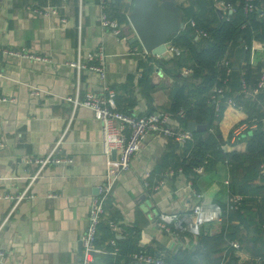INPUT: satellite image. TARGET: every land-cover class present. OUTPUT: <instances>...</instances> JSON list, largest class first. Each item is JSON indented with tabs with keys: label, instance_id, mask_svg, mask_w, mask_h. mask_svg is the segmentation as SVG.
<instances>
[{
	"label": "crops",
	"instance_id": "crops-1",
	"mask_svg": "<svg viewBox=\"0 0 264 264\" xmlns=\"http://www.w3.org/2000/svg\"><path fill=\"white\" fill-rule=\"evenodd\" d=\"M124 1L129 19L136 0ZM63 2L0 0V196L25 190L34 194L16 207L14 200L0 198V264H82L81 237L88 225L92 199L107 171V158L102 145L101 122L93 110L82 106L73 112L72 105L62 96L74 93L78 87L81 96L88 90L102 93L113 90L121 110L145 115L158 110L170 112L176 88L182 83L167 62L169 52L149 53L165 58L163 64L156 57L144 55L146 51L140 40L131 41L136 32L130 20L121 24L122 35H116L100 23V0ZM158 2L178 8L186 0ZM55 5L62 6L61 13L50 10L45 13ZM178 18L182 23V12ZM100 46L106 52L105 78L97 71L78 69L70 64L76 60L97 62L88 58V52ZM4 47H27L47 59L4 55L1 51ZM142 60L150 65L141 66ZM249 60L254 66L264 64L263 41L254 42ZM30 85L47 92L32 95ZM2 97L13 99L3 101ZM246 117L245 110L226 105L219 122L226 151L248 150L247 140L241 137L245 134L234 137L232 131L234 125ZM60 138H63L62 154L72 157L73 162L46 167L28 187L38 167L26 163L25 158L49 153ZM183 147L163 135L151 133L145 138L131 160L130 169L123 171L116 181L109 198L113 201L111 209L109 199L106 202L105 216L119 217L112 218L118 224L116 228L111 225L114 232L122 238L127 236V228L138 226L140 245L166 259L180 249H198L203 253L202 262L206 263V259L213 257L210 253L219 256L221 252L216 250L225 249L236 240L243 247L237 251L240 262L256 260L251 254L264 251V231L254 242L253 237L252 240L250 236L240 237L247 232L239 224L238 238L230 243L218 244L211 240L198 244L199 239L187 233L170 234L156 223L160 212L183 211L194 205L198 200L196 193L202 194L201 201L219 203L223 208L232 193L231 163L220 160L213 169L190 176L177 166ZM49 193L56 195L48 196ZM239 222L234 220L235 224ZM224 227L223 219L208 222L202 226L201 236L217 234ZM230 228L231 225L227 227ZM109 251L94 256L93 264H106L111 254L117 257L118 252ZM138 262L132 257L125 264ZM112 264L117 263L114 260ZM120 264H124L123 261Z\"/></svg>",
	"mask_w": 264,
	"mask_h": 264
},
{
	"label": "trees",
	"instance_id": "trees-1",
	"mask_svg": "<svg viewBox=\"0 0 264 264\" xmlns=\"http://www.w3.org/2000/svg\"><path fill=\"white\" fill-rule=\"evenodd\" d=\"M224 1L232 5L233 11L222 9L223 15L220 14V8L216 6L215 0H186L179 4L185 26L168 39L181 48V54L170 56L167 62L172 65L175 74H178L182 82L176 88L170 112L184 126H188L190 121L207 125L205 130L194 131L193 139L183 145L181 162L177 166L180 165L184 173L195 176L198 174L195 168L200 165L205 164V169L211 170L218 161H228L233 167L230 179L232 193L244 196L239 209L224 214L225 227L211 236L200 234L197 238L199 239L198 244L209 243L211 240L218 244L230 243L232 239L238 238L237 233L241 230L239 224H242L247 232L246 235L242 234L240 237L249 238L250 236L251 240L253 237L254 242L264 231V87L256 100L241 92L243 79L250 85H254L264 70L263 63L254 66L249 60L254 42H264V0H256V8L252 11L246 10L245 0ZM125 5L124 0H110L108 7L109 14L117 18L122 25L129 23ZM191 19L196 22L195 26L192 25ZM197 28L205 31L206 35L198 38ZM150 57H156L158 62L166 63L165 58ZM224 58L230 61L232 67L229 74L227 66L222 63ZM149 59L148 61L151 60ZM140 65L149 66L150 64L142 60ZM184 67L191 69V73L185 75ZM222 85L226 86L224 97L234 96L239 105H244L247 112L246 119L256 116L259 120L254 130L241 136L248 142L246 152L226 151L223 148L219 122L224 116L226 101L221 100L220 108L217 110L212 98L215 86ZM180 109L185 111L183 117L176 115ZM112 205L113 201L109 199L108 208L111 209ZM113 216H105L101 220L97 245L112 252L115 246L110 241L115 238L119 247L118 255L116 258L112 254L108 255L106 264H112L114 260L117 264L121 261L125 264L131 261L132 253L141 248V229L138 226L127 228V236L119 238L110 224L119 217L115 214ZM235 219L240 222L235 224ZM229 225L231 228L227 229ZM197 251L198 249H180L166 260L170 264H218L225 255V264H264V251L250 253L256 256V260L240 262V257L237 255L239 250L228 245L225 249L221 247L216 250V252H221L219 256L210 253L213 257L206 259V263L202 262L203 253ZM138 263L144 264L140 261Z\"/></svg>",
	"mask_w": 264,
	"mask_h": 264
},
{
	"label": "built area",
	"instance_id": "built-area-1",
	"mask_svg": "<svg viewBox=\"0 0 264 264\" xmlns=\"http://www.w3.org/2000/svg\"><path fill=\"white\" fill-rule=\"evenodd\" d=\"M110 0H100V23L109 28L114 34L122 35L123 28L117 18L112 17L108 12ZM256 0H245V8L248 11H252L256 8ZM68 0H64L63 3H67ZM215 4L218 8L224 11H233L232 5L226 3L224 0H215ZM61 5L51 6V9L47 8L45 13L49 10L54 13H61ZM37 12L38 9H35ZM62 21H66L62 18ZM192 25H196V22L191 19ZM82 26H79L81 31ZM206 35V32L197 28V37ZM167 51L170 56H177L181 54V48L175 45L172 41L168 40L166 43ZM82 48V46H81ZM4 55H11L21 58H29L34 60H45L47 56L36 52H31L27 47L2 48ZM146 51V50H145ZM149 54L147 51L144 55ZM88 58L95 59L97 62H82L80 60L72 61L70 64L78 69L88 68L93 71H97L102 78L106 76V52L104 47L100 46L90 52H88ZM224 66H227L228 74L231 72L232 67L230 61L224 58L222 61ZM183 73L188 75L191 73V69L184 67ZM264 87V70L258 82L254 85H250L245 79L242 80L241 92L251 97L253 100L258 98L261 89ZM226 86H215L212 98L216 104V109L220 108V101L225 100L226 105H234L240 110H245L244 105H239L234 96L224 97V91ZM32 95H41L47 90L30 85ZM115 92L108 90L107 93L95 92L88 90L84 96H81L79 87L74 93L62 96L64 100L72 105L73 112L78 107H88L93 110L95 117L101 122L102 128V145L103 150L107 158V171L105 177L99 185V191L92 199L89 214L88 225L86 231L81 237L82 244V264H93L94 256L99 252H107L106 249L97 245V237L99 234V224L104 219L106 211V202L112 196L114 186L119 175L130 169L131 160L133 156L140 150L145 138L153 133L163 135L174 139L181 146H183L188 140L193 139L194 131L188 129L187 126L182 125L176 121L174 114L166 110L152 111L145 115H136L125 112L118 107ZM13 98L2 97L1 100L7 101ZM176 115L183 117L185 115L184 109H180ZM247 118V117H246ZM243 119L234 125L232 131L234 137L245 134L248 131L254 130L258 126V118L256 116L248 119ZM67 130L63 133L65 135ZM63 138H60L53 146L51 151L41 156H28L25 158V162L28 164H35L38 169L34 175L31 176L30 184L41 175L44 169L54 164H69L73 162V158L65 156L61 152V143ZM116 151V156L113 152ZM207 162V160L205 161ZM205 169V164L195 168L196 172H201ZM179 171H183L182 168H178ZM169 172H174L170 170ZM55 193H49L48 196H55ZM198 198L197 202L191 207L183 211L173 212H160L156 217V223L166 232L175 235H181L187 233L191 238L197 239L202 232V226L208 222H214L222 220L226 212L239 209L242 204L244 196L239 193H231L227 205L225 208L219 203H207L201 201L202 194L196 193ZM8 198L14 200L15 207L24 199L34 197V194L25 190L16 195L5 194L0 198ZM200 200V201H199ZM8 216L4 219V224L7 221ZM112 227L116 228L118 224L115 221H111ZM115 248L112 252L116 253L118 247L116 246L115 239L110 241ZM231 246L237 250L242 249L240 242L234 240L231 242ZM133 259L143 262L144 264H170L166 258L158 253H153L146 250L141 246L140 250L132 253ZM226 261L223 258L219 264H225Z\"/></svg>",
	"mask_w": 264,
	"mask_h": 264
},
{
	"label": "water",
	"instance_id": "water-1",
	"mask_svg": "<svg viewBox=\"0 0 264 264\" xmlns=\"http://www.w3.org/2000/svg\"><path fill=\"white\" fill-rule=\"evenodd\" d=\"M220 14H224L222 9ZM179 15L181 16L179 7L171 8L164 3L160 4L158 0H136L134 9L129 15L131 25L136 32L131 41L140 40L148 53L163 55L167 51L166 43L169 37L185 26L184 21L179 22ZM187 127L192 131H201L205 130L207 125L190 121ZM113 155L116 156V151ZM79 250L82 253V244Z\"/></svg>",
	"mask_w": 264,
	"mask_h": 264
}]
</instances>
